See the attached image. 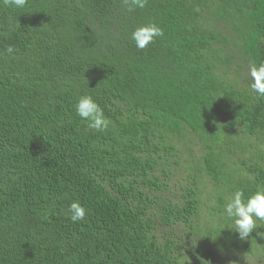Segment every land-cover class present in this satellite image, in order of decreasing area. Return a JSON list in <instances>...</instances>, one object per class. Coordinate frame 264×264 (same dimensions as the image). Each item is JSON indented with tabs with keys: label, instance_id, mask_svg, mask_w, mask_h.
<instances>
[{
	"label": "trees",
	"instance_id": "16d2710c",
	"mask_svg": "<svg viewBox=\"0 0 264 264\" xmlns=\"http://www.w3.org/2000/svg\"><path fill=\"white\" fill-rule=\"evenodd\" d=\"M149 22L164 36L139 50ZM0 53V264H264V222L240 240L224 214L264 186V0L0 5Z\"/></svg>",
	"mask_w": 264,
	"mask_h": 264
},
{
	"label": "clouds",
	"instance_id": "9594fccd",
	"mask_svg": "<svg viewBox=\"0 0 264 264\" xmlns=\"http://www.w3.org/2000/svg\"><path fill=\"white\" fill-rule=\"evenodd\" d=\"M148 2L149 0H122L128 11L143 9ZM27 3L28 0H0V5L14 9H24ZM163 36L164 30L155 22H149L136 27L131 32L130 39L137 49L144 50L155 43L157 38ZM15 51V47L9 44L4 53L14 56ZM249 76L250 92L264 98V63H252L249 66ZM74 107L76 115L86 123L88 129L105 132L109 128L111 121L104 115L103 109L91 95L81 96ZM68 213L74 223L86 218V209L79 201H73L69 205ZM224 214L232 221L233 230L240 240L250 237L252 232L258 229V222H264V186H258L247 197L243 189L235 190L224 205ZM258 235L264 237V232H259Z\"/></svg>",
	"mask_w": 264,
	"mask_h": 264
}]
</instances>
